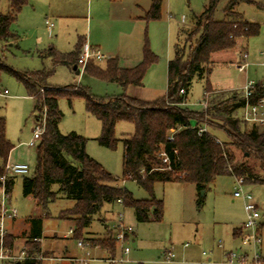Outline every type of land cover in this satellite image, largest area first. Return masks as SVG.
Returning <instances> with one entry per match:
<instances>
[{
  "label": "trees",
  "instance_id": "trees-1",
  "mask_svg": "<svg viewBox=\"0 0 264 264\" xmlns=\"http://www.w3.org/2000/svg\"><path fill=\"white\" fill-rule=\"evenodd\" d=\"M7 1L8 12L0 13V40L8 47L17 40L12 27L29 0ZM221 1L208 0L202 14L193 16L191 21L195 29L188 35L183 26L180 28L174 57L168 64L167 94L155 101H143L125 93L114 98H98L87 87L50 86L48 81L58 66H79V59L87 44L82 38L69 53H61L55 47L44 50L40 56L51 60L50 69L22 73L0 62V72L14 76L34 100L36 120L40 122L46 113V130L39 145H36L35 169L21 176L23 196L32 198L41 215L28 219L30 230L23 235L30 249L24 251L27 258L16 261V264H43L38 259L42 256L40 241L43 238V222L48 218L49 207L61 197L75 202V207L67 210V218H58L75 223L72 235L79 240L105 205L118 200H123L125 208L134 210L137 222H150V215L154 221L161 222L165 215V204L164 200L155 197L157 183L192 184L198 192H202L218 177L232 176L243 178L247 186L264 187V130L257 126L246 130L247 123L240 111L245 104L242 94L208 96L207 109L202 112L181 107L188 101L194 81L206 79L212 73L214 54L232 50L238 40H248L260 34L261 26L248 22L238 8L241 2H246L264 9L262 3L257 0H230L224 8V19L217 20L215 15ZM161 18L162 0H152L151 9L144 19L150 22ZM189 44L192 45L188 47ZM158 60L146 39L143 59L136 67L122 68L117 58H111L103 69L95 59H91L84 72L124 89L140 87ZM181 90L185 94H181ZM205 92L206 99V95L212 93L208 80ZM62 97L70 102L73 98L85 100L87 112L102 123V135L98 142L105 148L117 147L119 140L115 133L118 123L134 124V133L122 140L123 179L136 182L150 194L149 199H135L129 190L120 187L117 179L87 153V139L75 132L67 135L61 133L59 126L63 114L59 100ZM263 98L264 88L258 85L251 102L258 104ZM203 125L214 132L207 130L199 135L198 130ZM217 131L222 132L226 139L220 140ZM14 148L7 138L6 120L0 117V158L3 161L0 178L5 174L4 167ZM235 151L242 154L240 159ZM17 178L11 177L6 182L10 196ZM14 241V236L6 234L4 248L12 250ZM88 242L91 248L100 245L103 250H110L111 255L116 253L118 247L111 236L108 241L90 239Z\"/></svg>",
  "mask_w": 264,
  "mask_h": 264
},
{
  "label": "rangeland",
  "instance_id": "rangeland-1",
  "mask_svg": "<svg viewBox=\"0 0 264 264\" xmlns=\"http://www.w3.org/2000/svg\"><path fill=\"white\" fill-rule=\"evenodd\" d=\"M71 1L76 2L78 10L76 12L71 11L72 15H68L71 22L69 26H66L49 9L50 0H29L30 5L23 9L12 27L13 33L17 35V40L8 47L0 40V62L15 71L32 73L52 67L50 59H42L40 56L45 49L55 46L63 53L72 51L76 43V31L85 26V22L82 20L86 14L87 0H65L66 3H71ZM229 1L222 0L220 2L215 15L217 20L224 19V8ZM257 1L264 5V0ZM62 2L64 3V0ZM133 2L134 0H124V6L113 8V11L107 7L100 20L92 23V30L99 24L113 40L120 42L123 31H130L134 22V17H130L129 11L134 9ZM207 4L208 0H163V16L160 20L152 21L150 28H147L145 32L143 41L144 43L146 39L149 41L151 50L159 59L147 74L146 87L149 85L166 92L168 86L167 64L169 58L174 57L177 29L183 26L188 35L195 29V25L191 21L193 16L202 14ZM8 6V1L2 0L0 13L6 14ZM238 9L240 12H244L245 18L250 23L259 24L261 31L258 36L252 37L248 41L247 52L250 59L248 61L249 67L245 72L238 71L235 66L241 53L238 50L232 51L234 53L233 63L230 62L232 58L225 53H218L213 56L216 64L211 81L224 89H242L250 81L256 84L264 82V9H259L246 2H241ZM46 18L53 20L56 24L52 36L46 28ZM121 22H126L129 28L120 26ZM191 45L189 44L188 47ZM48 82L50 86L58 88L71 85L87 87L98 98H114L122 94V89L117 84L108 83L90 75L84 76V73L78 76L72 68L67 66H58ZM206 83L207 80L196 79L194 81L188 99L190 110L204 111ZM6 90L8 91L7 94L4 93ZM147 94L153 95V93ZM162 94L166 95V93H160V95ZM217 95L221 96V94ZM231 95L229 94V97ZM34 104V100L28 96L22 83L7 72H0V117L5 118L7 138L16 147L10 155V162L28 163L31 172L36 166V147H28L26 144L33 139L34 131L38 125L34 114ZM181 107L187 106L182 104ZM59 108L63 114L59 126L61 133L67 135L75 132L83 136L87 139V153L117 179L120 187L129 190L135 199H149L150 194L136 182L123 179L124 147L122 140L134 133V124L129 122L118 123L115 133L116 139L119 140L117 147L115 149L105 148L98 142L102 135V123L87 112L84 99L73 98L70 102L66 97H62L59 100ZM193 125H195L194 121ZM203 127L214 132L207 125H203ZM245 127L247 131H250L255 126L246 124ZM259 129L264 130V126L259 127ZM222 135L224 138L218 136L219 139L225 140L226 136ZM235 153L240 159L242 154L239 151H235ZM2 162L0 158V165ZM235 188L236 179L232 176L218 177L202 192H198L196 186L192 184L157 183L154 188L155 197L164 200L165 204V215L161 223H138L133 209L125 208L117 203L107 204L92 223L90 232L94 234H89L85 230L83 238L79 240L69 234L71 229H75V223L58 218L59 216L64 219L67 218V210L74 208L75 202L61 198L49 207L48 218L44 219V238L42 246L40 243V249L41 252L43 249L47 251L43 252L42 256L51 258L48 255H53L52 252L54 251L61 257L67 254L69 257L84 258L87 260V264H110L109 255L101 251L103 248L100 245L91 248L88 241L90 239L108 241L110 238L109 228L117 223L118 214L123 213L126 222L135 228L137 234L135 242L129 243V247L132 249L130 257L133 261L128 264H150L148 263L150 260L159 258L158 249L160 247L171 245L176 241L175 239L193 242L194 240L189 238L194 235H198V239L200 238L202 243L193 244L192 249L200 253L201 258L207 259L208 256L203 257L202 252L211 254L214 243L220 240L228 247L231 230L244 219V202L233 197ZM244 189L253 194L264 214V187L251 184L245 186ZM11 200L19 213L17 218L19 223L16 220L12 224L13 228L18 227L17 230H19V232H15L14 237H21L22 231L25 229L22 222L29 216L39 214L32 198L23 196L22 177L16 179ZM200 202L201 205L199 206ZM79 241L88 244L90 249L87 252L80 249ZM23 247L25 252H27L26 249H30L24 240ZM15 249L18 252L19 248ZM106 251L110 252L108 249ZM121 253V247H117L116 253L111 256L117 255L119 258ZM41 262L48 264L42 260ZM68 262V259H62L60 264H68ZM0 264H16V261L9 262L8 259L0 258Z\"/></svg>",
  "mask_w": 264,
  "mask_h": 264
},
{
  "label": "crops",
  "instance_id": "crops-1",
  "mask_svg": "<svg viewBox=\"0 0 264 264\" xmlns=\"http://www.w3.org/2000/svg\"><path fill=\"white\" fill-rule=\"evenodd\" d=\"M61 1L62 0H50L51 5L49 6V9L55 13V15H56L55 17L58 18V20H60V22L64 23L63 25L69 26L70 22H71L69 20H71V18L68 15H72L71 11L76 12L78 10V7L75 4L76 2L74 3L73 1H71V3H66L64 0V3L63 2L61 3ZM77 1H81V0H77ZM29 5H30V3L26 6V8ZM133 5H134V9L129 10L131 13L130 17H132V16L134 17V19H133L134 22H133L132 28L130 31H123V33L120 36V39H121L120 42H116L115 40H113L111 38V36L108 35V33L106 31H104L99 26V24H97L95 29L93 28V30H92V23L100 20L102 14L104 13L105 9H107V7H110L109 10L113 11V8H116L119 6H124V0H87V10H86V14L83 16V20H82L83 22H85V26L83 27V29L76 31V43L74 44L72 51L75 49V46L78 43L79 39L82 38L83 40H85V42L92 49L99 51L104 56V58H102V59L93 58V59H95V62L99 67L104 69L107 65V61L111 58H117L119 60L120 66L122 68L130 69V68L136 67L143 59V50H144V46H145V43L143 42L144 36H145V32H146L147 28H150V25L152 23V21L148 22L144 19L145 14L151 9L152 0H134ZM243 14H244V12H243ZM162 16H163V0H162ZM122 18H124V17H122ZM47 22L53 23L54 27L52 29H49ZM45 25H46V28L48 29L49 34L52 36L55 29H56L55 22L49 18H46ZM62 26H61V29H62ZM120 26H125V28H129V25L126 22H121ZM179 30H180V27L177 29L176 43L178 41ZM249 40L250 39H248V40L240 39V40H238L237 46L234 49L229 50V51L219 52V53L227 54L230 58H232L231 60L230 59L229 60L231 63H233L232 60L234 58V56H233L234 53H232V51L238 50L239 53L240 52L241 53L247 52V45H248ZM51 47H55V46H51ZM45 50H47V49H45ZM59 52H61V51H59ZM61 53H63V52H61ZM66 53H69V52H66ZM216 54H218V53H216ZM216 54H214V55H216ZM169 59L171 60L173 58L170 57ZM249 59H250V55H249ZM169 61H168V64H169ZM168 64H167V73H168ZM215 64L216 63L212 58V70L213 71H214ZM101 65H103L104 67H102ZM77 68H78V70H80L79 66H77ZM72 70L78 76H81L82 73H84V76L87 75V74H85V72H82L81 70H80L79 74L77 73L78 70H76L74 68H72ZM213 71L208 77H206V79H203V80H208L210 82L211 87H212V93L207 94L209 97L211 95L217 96V94L228 95V93L231 94L234 91H236V93L242 94L243 88L242 89H224V88L219 87L216 83H213L211 81V80H213L212 79ZM147 74H146V77H147ZM146 77L144 79L143 86H140V87L139 86H129V87L124 89L123 87L119 86L118 84L117 85L122 89V92H121L122 94L125 93L126 95H128L130 97L137 98V99H140L143 101H155L157 99L165 97L166 95L164 96L162 94L163 95L162 96V95H160V93H166L167 94L168 86H167L166 92L164 90H160L159 88H157V89L152 88L149 85H147V87H146V83H145ZM73 86H77V85H73ZM205 91H206V86H205L204 92ZM6 92L8 93L7 90L4 93H6ZM147 93H153V95H148ZM188 101L185 103V106H187L185 108H188ZM222 134L223 133H220V132L217 133V135L219 137L224 138V136ZM15 148L13 150H15ZM9 160H10V158H9ZM62 199H64V198H62ZM10 203L13 206L11 197H10ZM256 203H257V205L261 211V214L263 216L260 231L263 234V238H264V214H263L262 209L260 208L259 203L258 202H256ZM34 206H35V204H34ZM37 211L39 213L37 216H40L41 211L38 209H37ZM244 213H245V211H244ZM18 215H19V213H18ZM33 216H35V215L29 216L28 218H26V220H24L22 222L25 225V229L22 231L21 237H15L16 241H14V247L11 250L12 254L15 257L20 256L22 254V252L24 251L23 240L26 242V238L24 237L23 234L26 232L27 233L29 232L30 225L28 223V219L33 217ZM17 218H18V216L13 220L7 221V235L14 236L15 232H19V230H17L18 227L13 228V226H12L13 222L16 221ZM150 218H151V221L148 223H161L163 221V220L161 222L154 221L152 215H150ZM125 221H126V217H125ZM245 221H246V214H244L243 221L240 224H238L237 226L233 227V229L231 230V235L229 234V237L231 239L228 242L229 243L228 247H226V245L224 244V242L222 240H220V241H222V243H223V246H224L223 248L219 247V241L215 242L213 245L214 249H213V251H211V254L208 255L207 259L201 258L200 253H197L194 249H192L191 246L193 244L199 245L198 244L199 242L202 243L200 238L198 239V235H194L192 238H189V239H193L194 240L193 242H184V241L175 239L176 241H174V242L172 241L173 243H171V245L160 247L158 249L159 258L154 259V260H150L148 263H150V264H205L206 262H212L213 264H224L227 261V257H226L227 252L233 251V252L240 253L242 251H245L242 248V243H241V235L245 232L244 231ZM17 222H18V220H17ZM8 223H9V225H8ZM128 225L132 226L131 224H128ZM111 228H109V230H108V233L110 236H112L114 234V232ZM90 229H91V227L87 229L89 234L90 233L94 234L93 232H90ZM20 230H21V228H20ZM134 230H135V228H134ZM43 233H44V222H43ZM16 238H21L23 240L16 239ZM43 238H44V234H43ZM43 238L40 241L41 246L43 243ZM136 238H137V234L135 231L130 242L131 241L135 242ZM187 244H188V246H186ZM15 248H19L18 252H16ZM46 251L47 250L43 249L44 253ZM101 251L108 254L109 258L113 257L106 250H101ZM168 251H173L176 254V257L171 262H166L164 260V256H165L166 252H168ZM214 251H216V254H214ZM49 252H51V251H49ZM203 253L204 252H202V256L205 257L203 255ZM52 254L53 255H48V257H51V258H46L43 256L44 260H42V261L48 262V264H50V263L51 264H60L62 259H68V261H69L68 264H75L72 260L75 259L76 257H69V256H67V254H64L66 256L61 257L60 254H56L54 251L52 252ZM131 254H132V249H131V253L128 257L129 262H127L125 264L132 263L133 260L130 257ZM116 257H117V255H116ZM4 260H7V259H4ZM204 260H205V262H204ZM8 261L11 262L13 260L8 259Z\"/></svg>",
  "mask_w": 264,
  "mask_h": 264
},
{
  "label": "built area",
  "instance_id": "built-area-1",
  "mask_svg": "<svg viewBox=\"0 0 264 264\" xmlns=\"http://www.w3.org/2000/svg\"><path fill=\"white\" fill-rule=\"evenodd\" d=\"M49 29L54 27V24L47 22ZM93 58L102 59L104 56L94 49H92L88 44L85 45L83 53L79 59V68L84 72L87 63ZM249 54L243 52L240 54L235 66L238 71L245 72L249 67ZM260 85L264 88V82L256 84L254 82H248L242 89V95L245 100V104L241 110V115L243 120L247 124H252L253 126L263 127L264 126V98L259 101L258 104H252L251 97L255 93V89ZM7 94V92L5 93ZM181 94H185L184 90H181ZM208 106V95L204 100V111H206ZM46 130V113L43 115V119L38 122V125L34 131L33 139L27 143L28 147H36V145L42 140L43 135ZM208 129L205 127H200L198 130L199 135L206 132ZM165 156V154H163ZM167 162V159H165ZM5 174L0 178V258L10 259L15 261L24 260L27 258L25 252L18 257L12 254V251L5 249L3 246L4 238L7 234V221L13 220L18 216V210L10 203V194L7 193L6 182L11 177H21L26 176L30 173L31 168L27 163H12L10 160L6 163L4 167ZM236 179V188L233 194L235 199H241L244 202V211L246 214V221L244 223V233L241 235L242 248L245 251L238 252H227V261L224 264H264V238L261 233V223L263 216L261 211L255 202L253 194L244 189L246 185L243 178ZM120 206H124L123 200H118L116 202ZM112 230L114 234L111 236L116 242L118 247H121V256L110 257L108 261L110 264H125L129 262V255L131 253V247L129 243L134 235V228L128 225L125 221V215L123 213L118 214L117 223L113 225ZM69 234H73V229L69 231ZM78 246L83 251H88L89 245L83 241L78 242ZM188 246V244L186 245ZM219 247L223 248L222 241H219ZM89 255V252H88ZM204 256L209 254L204 252ZM176 257L173 251L166 252L164 260L166 262H171ZM39 260H44L43 256L38 258ZM75 264H87V260L84 258H75L72 260ZM205 264H213L212 262H206Z\"/></svg>",
  "mask_w": 264,
  "mask_h": 264
},
{
  "label": "water",
  "instance_id": "water-1",
  "mask_svg": "<svg viewBox=\"0 0 264 264\" xmlns=\"http://www.w3.org/2000/svg\"><path fill=\"white\" fill-rule=\"evenodd\" d=\"M74 69L78 70V68H77V67H74ZM77 73L79 74V73H80V70H78V71H77Z\"/></svg>",
  "mask_w": 264,
  "mask_h": 264
}]
</instances>
